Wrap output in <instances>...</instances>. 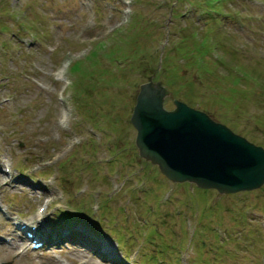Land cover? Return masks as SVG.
I'll use <instances>...</instances> for the list:
<instances>
[{
  "label": "rangeland",
  "instance_id": "374dc122",
  "mask_svg": "<svg viewBox=\"0 0 264 264\" xmlns=\"http://www.w3.org/2000/svg\"><path fill=\"white\" fill-rule=\"evenodd\" d=\"M124 1L0 0V261L264 264V184L173 182L138 155L128 120L153 74L165 108L177 98L223 114L264 146V0ZM36 214L45 243L31 249L11 217ZM76 224L90 247L59 233Z\"/></svg>",
  "mask_w": 264,
  "mask_h": 264
},
{
  "label": "water",
  "instance_id": "95a60500",
  "mask_svg": "<svg viewBox=\"0 0 264 264\" xmlns=\"http://www.w3.org/2000/svg\"><path fill=\"white\" fill-rule=\"evenodd\" d=\"M169 95L151 77L139 86L129 121L141 157L173 181L219 193L251 190L264 183L263 146L179 100L166 110L163 101Z\"/></svg>",
  "mask_w": 264,
  "mask_h": 264
},
{
  "label": "flooded vegetation",
  "instance_id": "af4514ba",
  "mask_svg": "<svg viewBox=\"0 0 264 264\" xmlns=\"http://www.w3.org/2000/svg\"><path fill=\"white\" fill-rule=\"evenodd\" d=\"M209 116L215 120H219L220 118L214 112H208Z\"/></svg>",
  "mask_w": 264,
  "mask_h": 264
},
{
  "label": "trees",
  "instance_id": "16d2710c",
  "mask_svg": "<svg viewBox=\"0 0 264 264\" xmlns=\"http://www.w3.org/2000/svg\"><path fill=\"white\" fill-rule=\"evenodd\" d=\"M206 1H209V0H206ZM212 1V0H211ZM210 7L212 8L213 7V5L212 4H210ZM215 10V9H214ZM216 11V10H215ZM75 64H77V63H75ZM74 64V65H75ZM74 68H75V66H74Z\"/></svg>",
  "mask_w": 264,
  "mask_h": 264
},
{
  "label": "bare ground",
  "instance_id": "6f19581e",
  "mask_svg": "<svg viewBox=\"0 0 264 264\" xmlns=\"http://www.w3.org/2000/svg\"><path fill=\"white\" fill-rule=\"evenodd\" d=\"M256 218V217H255ZM64 238V237H63ZM67 239V238H66Z\"/></svg>",
  "mask_w": 264,
  "mask_h": 264
}]
</instances>
